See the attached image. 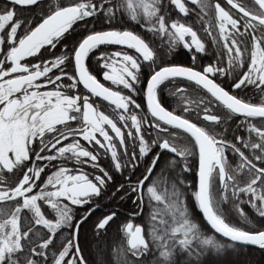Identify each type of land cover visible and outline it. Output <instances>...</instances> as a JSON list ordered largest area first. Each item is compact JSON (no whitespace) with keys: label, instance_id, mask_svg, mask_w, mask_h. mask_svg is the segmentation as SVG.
<instances>
[{"label":"snow or ice","instance_id":"1","mask_svg":"<svg viewBox=\"0 0 264 264\" xmlns=\"http://www.w3.org/2000/svg\"><path fill=\"white\" fill-rule=\"evenodd\" d=\"M160 2L51 0L45 5L42 0H8L0 5V141L3 143L0 202L5 198L14 203L18 201L15 210L25 213L22 235L14 217L0 224V264H40L41 261L92 264L87 257V246L81 242L80 229L94 210H98L96 201L113 180L112 171L100 163L101 149L105 155L110 151L112 168L125 181L113 184V195L123 193L118 198L138 202L139 209L132 211V218L123 223L126 243L118 249L117 264H207L209 256L229 248L250 244L264 249V226H257L255 222L250 227L233 225L210 194L211 180L214 175L218 176L225 187L224 198H228L230 190L239 214L247 217L241 206L247 203L258 216L264 217V0H227L237 12L235 17L216 0L212 7L219 21V40L215 35L211 37L214 44L221 45L216 60L199 69L194 65L164 64L153 71L144 90L150 116L143 112L138 118L135 111L130 115L135 127L128 129V136L134 147L138 141V153H129L125 148L123 158L118 155L105 125L111 126L123 145L121 127L94 107L89 97L97 95L106 99L122 110L121 121L128 119L125 112L130 105L134 109L141 107L133 98L135 85L141 60H149L156 54L153 47L130 28L112 26L93 28L70 51L66 44L59 54L51 51L77 22L97 13H102L107 20L115 19L122 8H127L131 19H138L142 14L153 21L142 27L167 35L169 48L174 49L181 41L189 50L194 48L195 60L196 52L206 49L205 42L192 26L178 19L166 23L159 14ZM173 3L181 13L187 14L189 9L182 0H173ZM196 3L201 12L210 7L205 0H196ZM208 32L211 35V29ZM108 43L122 47L113 49L106 57L99 53L104 57L102 64L106 69L102 76L131 94L106 86L89 70V52ZM128 48L135 49L136 54H131ZM69 57L73 61L71 68ZM25 58L30 59L22 62ZM233 72L238 75L232 89L251 86L259 93L258 102L229 91L212 78ZM175 76L195 81L233 113L240 114L241 120L237 123L245 134L237 133L229 138L224 132L209 130L194 119L164 107L157 87ZM81 84L87 94L81 95L78 88ZM182 92L181 88L178 95ZM199 103L204 104V100ZM185 104V111L198 108L188 99ZM210 111L208 105L202 110L207 120L221 119L218 115H208ZM257 118L259 123L254 122ZM142 125L151 126L156 132L151 144L140 134ZM169 126L190 134L191 140L178 143L183 134L169 132ZM81 138L99 147L89 150L80 143ZM155 144L178 155L161 164L162 157L157 151L145 163L144 158ZM229 152L238 156L239 163L233 165L229 161ZM189 157L193 159L191 167ZM177 163L180 167L174 181L171 172ZM85 165L98 171L87 172ZM184 172H194L198 184L195 198L214 230L211 235H202L199 225L188 218L184 194L178 185L195 188L197 184L185 180ZM66 184L80 187L74 193L66 189ZM146 198L153 209L147 229L133 219L144 211ZM155 204L162 205V210ZM42 205L50 207L53 214H46ZM77 206L86 210L79 213V219H73L70 212ZM162 212L171 213L168 220ZM66 217L72 221L71 238L58 244L61 235L58 230ZM116 217L115 208L99 217L93 225L94 234L98 237L101 231H106ZM29 220L37 229H44V234L33 231L28 226ZM169 220L174 225L171 228ZM216 233L221 234L223 242Z\"/></svg>","mask_w":264,"mask_h":264},{"label":"flooded vegetation","instance_id":"2","mask_svg":"<svg viewBox=\"0 0 264 264\" xmlns=\"http://www.w3.org/2000/svg\"><path fill=\"white\" fill-rule=\"evenodd\" d=\"M149 3L153 2V0H148ZM183 3L186 4L188 7L187 14L181 13L177 6L173 3V0H161L159 4V14L164 16L165 22L170 24L171 20L178 19L180 22H184L194 28L197 31L198 36L205 42L206 49L202 52H196V58L193 60V51H196L194 48L193 50H189L184 46V43L178 42L174 49L168 47L169 37L165 34L159 33L158 30H153L147 27H142V24H149L153 21L149 20L146 16H141L138 19H131V16L127 10V8H122L118 17L115 19L107 20V18L102 13H97L95 17H88L83 22H80L83 27L78 28L80 30V37H75L73 34L68 31L61 39V42L57 45L56 49H52L51 51L59 54V50H63V45L69 46V51L74 47V44H77L81 38L87 34L88 31L94 29H102L107 27H124L130 28L131 30L135 31L137 34L141 35L142 38L146 40L150 44V47H153L155 51V55L149 60H141L140 67H139V79L138 83H136V93L133 96L136 99L137 103L140 104V109H134L133 106H129L125 115L129 118L121 121L119 116L121 114L120 109H116L115 105L106 99L99 97L97 95H90L89 99L90 102L94 104V107L98 108L99 111H103L106 115H109L116 123L117 126L121 127L122 133L124 134V144H120V138L117 137L114 131L111 129L110 125H105L108 129L109 134L112 136V143L116 145L118 155L123 158L124 149L127 148L128 152L131 153L132 151H136L138 153V141L135 147L132 144L131 139L128 136V129H134V125H132L130 120V115L133 111L137 113L138 118L142 115L143 112L150 116V113H147V103L144 95V90L146 88L147 80L150 78L153 71L161 65L164 64H183L187 66L194 65L195 67L202 68L205 64L211 63L216 60L218 55V49H221L220 43L214 44L212 41V35L218 37L219 32V21L215 16L214 8L212 5L216 2V0H205L206 3L210 5L208 9H205L204 12H201L200 7L197 5L196 0H182ZM221 5L225 7L226 10L230 11V13L235 17L237 15L236 10L227 3V0H219ZM241 2H247V0H241ZM107 20V22H106ZM208 29H211V35H209ZM78 41V42H77ZM122 46L119 44H101L98 46V50L96 48L92 49L87 57V62L89 65V70L93 72L94 75L97 76V79L101 80L102 83H105L106 86L112 87L114 90L122 91L125 94H131L129 90L125 89L123 86H115L112 84L111 81H108L106 78L102 76L103 71L106 69L102 64V60L104 57L100 56L99 53H103L104 56H108L113 49H120ZM131 54L135 55L136 50L132 48H128ZM221 54L223 52L221 50ZM30 58H25L22 62H27ZM247 62V61H246ZM73 65L72 58L69 57L68 66L71 68ZM238 75L237 72H233L231 75L225 73L224 75L217 74L216 77H212L216 79L218 83H221L222 86L226 87L229 91H234L237 95H241L246 99H253L254 102H258L259 93L253 89L251 86H245L240 89H232V84L235 82L236 76ZM65 83H69L68 80L65 79ZM79 90L81 91V95L87 94V90L83 89L82 84L78 85ZM183 89V92L178 95L180 89ZM157 95L161 102V104L169 110L176 111L177 114H184L186 116H200V125L208 128L209 130H215L217 132H224L225 135L234 136L235 134L239 133L240 135H244V129L238 125V121L241 120V116L233 113L230 109L227 108L222 102H219L215 98L211 96L207 89L203 88V86L197 84L195 81H192L188 78L175 76L170 77L160 83L157 87ZM188 99L193 106L198 105V108H190L187 111L185 100ZM203 99L204 104H200L199 101ZM205 105L210 106L211 111L208 115H218L220 117H225L224 125L220 126V120L218 121H209L206 117L202 114V110ZM195 122V121H194ZM254 122L259 123V119L257 118ZM127 125V127H125ZM169 132H183V130L176 129L172 126H169ZM145 136V140L151 144V141L156 139V132L151 126L142 125L141 133ZM97 135H99L97 133ZM185 136L182 135L181 138L178 140V143H183V138ZM188 139V138H187ZM186 141V140H185ZM80 143L87 147L89 150L95 151L99 145H89L86 141L82 138L80 139ZM159 151L162 157L161 164H163L164 160L169 159L170 157L177 156L178 154L172 153L170 151L164 150L159 144L152 145L151 152L146 155L144 158V162H147L148 156H151L155 152ZM101 153H104V150L101 149ZM110 162H111V153L108 151L107 155ZM229 161L235 165L239 163V158L236 154L229 152ZM112 166V165H111ZM177 169V165H176ZM174 169V170H176ZM89 172V168L85 169ZM115 170V169H114ZM142 170V167L141 169ZM46 172L42 173L43 176H46ZM112 174L116 177H119V181H115L114 183L120 182L124 183L123 176L120 172L113 171ZM139 174V172L137 173ZM127 175V173H125ZM243 177H241L242 179ZM113 183V182H112ZM113 183V184H114ZM74 185V184H72ZM71 185H67V190L69 191ZM223 192L225 194V187L223 183H221L220 178L218 176H213L210 184V194L212 195L214 201L218 204V196L219 193ZM123 193L117 192L116 193V203L110 204V206L98 204L99 208L103 211H108L110 209H117L118 211H122L119 206V201H126L127 206H131L138 209L137 203H133L128 199L120 200L118 197L122 196ZM230 190L229 196L227 199H223V201H227L230 199ZM48 207L47 205H45ZM250 206V205H249ZM151 208L147 203L144 206L145 208ZM156 208H161L160 204H155ZM139 210V209H138ZM131 218V217H130ZM118 252H116L117 254ZM118 255V254H117ZM117 263V262H116Z\"/></svg>","mask_w":264,"mask_h":264},{"label":"trees","instance_id":"3","mask_svg":"<svg viewBox=\"0 0 264 264\" xmlns=\"http://www.w3.org/2000/svg\"><path fill=\"white\" fill-rule=\"evenodd\" d=\"M8 0H0V5H3L4 3H7ZM42 2L47 5L51 2V0H42ZM19 7V6H18ZM26 11V10H25ZM83 27V25L80 22H77L72 29H70V33L73 34L75 37H80L81 33L78 28ZM78 42V41H77ZM76 44H74L75 46ZM57 54V53H56ZM46 58V57H45ZM35 63V61H32ZM190 119H194L195 122L200 124V116L199 115H193V116H187ZM225 117H221L220 126H223L225 121ZM185 136L183 138V143L186 141H190L191 137L187 136L183 133ZM188 138V139H187ZM182 143V144H183ZM193 159L192 157H189V166H192ZM100 163L103 167L108 168L110 171H115L112 168V164L104 153H101L100 156ZM197 163H198V156H197ZM85 169L89 168V172L92 171H98L96 169H93L89 165L84 166ZM180 165L177 163V169H179ZM176 169V170H177ZM176 170H172L171 176L173 177V180L175 181L176 177ZM113 175V174H112ZM184 179L193 181V185L196 184V180L194 179V172H184L183 173ZM119 181V177H116L113 175L112 182ZM110 182L108 185V188L105 189L104 192L101 193L100 197L96 201L97 204H103L110 206V204L116 203V194L113 195V183ZM180 187V190L183 192V203L187 207V213L188 218L195 224H198L201 230L202 235H211L214 232L208 227V225L204 222L203 218L201 217V214L198 210L197 201L195 198L194 192L196 191V187H189L185 185H178ZM169 188L171 190V184L169 185ZM223 197L221 196V192L219 193L218 197V206L220 208V211L224 214L226 220L233 225L241 226V227H250L252 222H255L257 226H264V217H260L256 214L254 209L249 206V204L244 203L241 206L244 208L245 213L247 214V217L244 215L239 214L235 207V200L231 197L227 201H223ZM15 203H18L15 202ZM15 203L13 201L8 200L7 198L4 199L2 202H0V219H6L15 210ZM126 201H119V206L122 209V211L117 212V217L113 219L112 222H110V226L107 228L106 231H101L99 236L97 237L94 234V222L101 217L103 214H106L108 211H103L101 209L95 210L90 217L88 218L87 223L81 225L80 229V238L81 242L83 244H86L87 246V257L92 262V264H105L110 262L113 264H117L119 256L116 254L118 252L119 247L123 246L126 241L124 240V233H123V223L126 222L127 218H130V213L132 211H139L138 209H135L131 206H127ZM89 207L91 205H88ZM42 208L44 209L45 213L48 215H52V210L50 207H46L45 205H42ZM86 210L83 206H77V208L73 207L72 211L70 212V215L73 219H79V213H82ZM162 210V205H161ZM153 209L151 208H145L144 211L136 218L134 219V223H141L145 229L148 227V220L152 214ZM163 218L165 220L169 219V216L171 213H163ZM25 213L22 211L20 214V228L22 232L25 228V219H24ZM30 215V213L28 214ZM132 218V217H131ZM54 222V221H51ZM28 226L33 229V231H38L42 235L44 234V229H37L35 225L31 224V220L28 222ZM174 225L169 220L168 227L171 228ZM72 227V221L70 220L67 225H62L60 230H58V234L60 231V240L57 241L59 244L62 242L65 238H71L70 237V230ZM216 236L221 239V242H223V238L216 234ZM103 246V249H102ZM100 250H103L105 252L103 261H98L96 257V252ZM43 251V249H41ZM219 261H223L224 264H235L236 262H241L237 264H264V249L257 248V247H248L245 245L239 246L237 249H227L225 252L219 253V254H213L208 257L207 264H217ZM40 264H44L43 261L40 262Z\"/></svg>","mask_w":264,"mask_h":264},{"label":"rangeland","instance_id":"4","mask_svg":"<svg viewBox=\"0 0 264 264\" xmlns=\"http://www.w3.org/2000/svg\"><path fill=\"white\" fill-rule=\"evenodd\" d=\"M41 90H43V89H41ZM2 147H3V143H2V141H0V149H2ZM65 187L67 188V184L65 185ZM0 191H3V189H0ZM221 196L224 198L223 192H221ZM20 214H21V212H18L16 210H14V212L8 218L0 219V224L6 223L10 218L14 217L16 219L17 224H18L19 231H20V233L22 235L23 232H22V230L20 228ZM69 221L70 220H68V218L66 217L65 218V223L63 225H67L69 223ZM50 223H52V225L55 226V222H51L50 221ZM102 249H103V246H102ZM95 255H96L98 261H103L102 258L104 259L105 252H103V250H100V251L98 250ZM237 263H241V262H236L235 264H237ZM34 264H35V262H34ZM105 264H109V263L107 262ZM110 264H112V263L110 262ZM217 264H224V263H223V261H219ZM244 264H249V263H247V261H246V263H244Z\"/></svg>","mask_w":264,"mask_h":264},{"label":"water","instance_id":"5","mask_svg":"<svg viewBox=\"0 0 264 264\" xmlns=\"http://www.w3.org/2000/svg\"><path fill=\"white\" fill-rule=\"evenodd\" d=\"M111 44H116V43H111ZM238 115H240V114H238ZM164 150H167V151H170V150H168V149H164V148H162V151H164ZM173 153V152H172ZM177 154V153H176ZM221 181V180H220ZM221 183H222V181H221ZM196 184H197V181H196ZM79 185H71L70 186V188H69V191H72V192H77L78 190H79ZM198 189V184H197V187H196V190ZM197 201V200H196ZM197 205H198V201H197ZM198 210H199V212H200V214H201V217L203 218V220H204V222L208 225V227L214 232V230L211 228V225L208 223V221H207V219L204 217V215H203V212H202V210L199 208V205H198ZM95 211V210H94ZM217 235H219V236H221V234H219V233H216ZM245 246H248V247H257V248H260V247H258V246H256V245H245Z\"/></svg>","mask_w":264,"mask_h":264}]
</instances>
